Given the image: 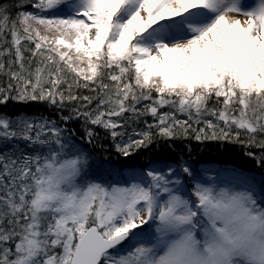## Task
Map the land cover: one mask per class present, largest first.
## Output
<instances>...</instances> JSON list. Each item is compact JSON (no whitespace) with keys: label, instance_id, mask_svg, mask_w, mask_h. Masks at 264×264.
<instances>
[{"label":"snow or ice","instance_id":"1","mask_svg":"<svg viewBox=\"0 0 264 264\" xmlns=\"http://www.w3.org/2000/svg\"><path fill=\"white\" fill-rule=\"evenodd\" d=\"M28 5L34 11L11 21L0 6V41L11 37L0 58L14 57L7 67L0 59L8 77L0 105L34 101L62 110L80 102L60 123L102 128L125 158L155 138L190 134L264 150V0L17 6ZM144 116L154 121L147 130L126 131ZM60 123L0 115V141L30 149L0 150V264H264V198L200 182L189 194L195 176L184 165L150 164L123 183L88 180V158ZM96 135L86 127L89 143ZM258 160L264 164V151ZM153 225L151 238L137 231Z\"/></svg>","mask_w":264,"mask_h":264},{"label":"trees","instance_id":"2","mask_svg":"<svg viewBox=\"0 0 264 264\" xmlns=\"http://www.w3.org/2000/svg\"><path fill=\"white\" fill-rule=\"evenodd\" d=\"M23 0H0V6L9 9L8 15L10 21L16 18L19 11H26L30 5L25 8H20L17 5ZM32 9V8H31ZM28 11V10H27ZM9 41L4 44L0 41V48L10 47L11 37L5 33ZM26 43V42H25ZM30 53H25V63ZM14 57L4 56L3 59L6 67L10 59ZM35 61H33V67ZM16 69V65H12ZM7 75L0 73V87H7ZM79 95L94 96L95 93L89 92L84 88H80ZM14 95V93H13ZM80 102L67 104L64 109L57 110L48 105L46 102L34 101H16L9 100L6 104L0 105V115L18 118L19 116L27 115L29 117H40L57 121L60 123L61 116H69L71 109L78 106ZM143 103L141 102L142 106ZM96 101L94 100L91 107L94 108ZM167 111V109H161ZM183 119V117H181ZM154 123L151 116L141 117L138 122L128 121L127 132H131L133 128L137 130H147L146 124ZM60 127L71 129L74 133L73 143L77 147L84 145L88 148V153L93 158L97 156L103 159L104 169H106L105 183H123L130 180L132 174L140 173L144 166L151 164L152 167L161 168L171 166L179 169L181 165L189 167L195 176V180L188 179L186 184L187 191H192V186L197 183L205 185H214L217 188H231L237 191L251 190L257 200L264 198V164L260 163L258 157L261 150L259 148H245L240 144L228 143L225 141H204L198 142L191 138H181L175 140H163L155 138L154 142L147 148L141 149L128 157L121 156L114 147L113 141L102 128L85 125L83 119H72L66 124L60 123ZM91 128L97 135L92 143H86L85 129ZM155 136V129H152ZM127 138V137H125ZM0 150L6 155L19 156L22 152L29 154L30 149L25 147V142L22 140L0 141ZM251 152L254 155L249 156L246 153ZM87 155L88 161L92 159ZM144 170H147L144 168ZM165 170H167L165 168ZM129 172V173H126ZM88 177H94L92 172H87ZM195 200V197L192 196ZM152 236L148 237L151 238Z\"/></svg>","mask_w":264,"mask_h":264},{"label":"rangeland","instance_id":"3","mask_svg":"<svg viewBox=\"0 0 264 264\" xmlns=\"http://www.w3.org/2000/svg\"><path fill=\"white\" fill-rule=\"evenodd\" d=\"M29 6V5H28ZM27 6V7H28ZM34 11V9H31V6L29 7V8H27L26 9V11ZM86 143H89L88 141H86ZM86 156L87 155H89L90 156V154L88 153V148H86L84 145H82L81 147H78ZM91 157V156H90ZM91 159H92V162L89 160L88 161V167L85 169V171H86V173L87 172H92V174H93V176L94 177H92V178H89L88 177V173H87V178H88V180H94V181H96V182H101V183H105V178L107 177H105V174H106V169H104V164H103V159L101 158V159H99L97 156H95V157H91ZM126 173H129V172H126ZM191 192L189 191V194H190ZM191 199L193 200V201H195L194 199H193V197H191ZM154 228H155V225H153L151 228H148L147 226H145L144 227V229L143 230H140V229H138L137 231H142L143 232V236L145 237V238H148V237H150V236H154ZM127 246V242H125V244L124 245H121L120 247H121V249H123V248H125Z\"/></svg>","mask_w":264,"mask_h":264}]
</instances>
